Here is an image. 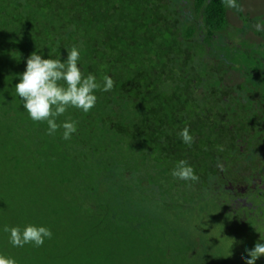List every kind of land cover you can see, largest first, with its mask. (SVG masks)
Wrapping results in <instances>:
<instances>
[{"label": "trees", "instance_id": "16d2710c", "mask_svg": "<svg viewBox=\"0 0 264 264\" xmlns=\"http://www.w3.org/2000/svg\"><path fill=\"white\" fill-rule=\"evenodd\" d=\"M228 11L221 0H0V108L25 121L0 114V156L20 192L0 185V254L17 264H244L245 249L264 242V197L250 186L264 184V31L257 16L226 34ZM73 46L82 74L114 87L96 92L90 112L57 118L77 122L64 140L29 118L15 85L32 53L63 61ZM228 69L242 83L227 84ZM185 127L191 146L178 136ZM181 159L197 182L171 176ZM240 184L254 206L232 213L230 185ZM45 192L47 216L19 227L53 237L16 252L5 219Z\"/></svg>", "mask_w": 264, "mask_h": 264}, {"label": "clouds", "instance_id": "9594fccd", "mask_svg": "<svg viewBox=\"0 0 264 264\" xmlns=\"http://www.w3.org/2000/svg\"><path fill=\"white\" fill-rule=\"evenodd\" d=\"M229 9L239 10L238 0H221ZM257 32L264 31V21L256 23ZM114 87L113 79L103 76V83H99L94 74L83 75L81 71L80 50L73 46L67 50V58L63 61L57 58H42L32 53L26 60L25 71L19 76L15 85L16 95L22 101L23 109L34 122L46 123V133L55 135L62 129V139L70 140L77 133V122L65 119L57 123V118L63 116L69 109H76L82 113L90 112L97 103L96 92H110ZM180 142L191 146L193 136L187 127L178 133ZM221 151L223 148L221 147ZM219 166V165H218ZM171 176L178 181L197 182L199 176L187 160L176 162L171 170ZM3 231L8 234V241L13 247L22 248L25 245L41 247L46 240L53 237L50 228L43 225L28 224L19 226H4ZM264 241V239H261ZM264 256V242H256L251 249H245L241 256L244 264H256ZM0 264H17L13 257L0 254Z\"/></svg>", "mask_w": 264, "mask_h": 264}, {"label": "rangeland", "instance_id": "374dc122", "mask_svg": "<svg viewBox=\"0 0 264 264\" xmlns=\"http://www.w3.org/2000/svg\"><path fill=\"white\" fill-rule=\"evenodd\" d=\"M239 5H240V9L239 10H235V9H229L228 11V23H229V27L227 29L228 32H225L226 34L231 33L232 31H236L237 29L240 28H244V20L245 19H252L254 17H260L261 21H264V0H238ZM258 36L254 34V32H249L246 35V40L251 41V42H256L258 40ZM238 71L235 70H231L228 69V73L226 75H224L225 79H226V83L229 84L230 86L232 85H239L240 83H242V78L240 77V75L237 73ZM4 113H8L11 117H13L14 119L17 120V122L19 123V128H23L24 129V116L22 112H19L15 106L11 105L8 107H1L0 108V114H4ZM3 130V134L5 136V140H4V144L6 145L7 143V133H6V129L5 127L2 128ZM0 140H1V136H0ZM3 160L4 157L0 156V174L2 176V181L0 182V185L2 186L3 190H9L14 194H19L20 192L16 189L13 188L10 184V181L8 179V172H7V168L4 166L3 164ZM258 182L259 179H257ZM49 184V183H48ZM253 189L254 188H261L262 190V194L261 197H264V184H262L261 186H257L255 185V183L250 185ZM45 187V186H44ZM230 187L232 188V190L235 192V199L232 201V203L229 205V212L235 213L236 211H239L242 208H252L254 205L252 203H250V201L247 199L248 195V186H243V185H230ZM253 189H250L251 191H253ZM50 193H43L40 194L38 193L35 196V203L33 204L32 208H23L22 214L20 217H10V218H6L5 222L7 224V226L9 227H15V226H21L24 225L25 223H29V222H33V221H38L41 220V217L43 216H47L49 208H50V200L51 198H49ZM48 197V199H46ZM247 197V198H246ZM262 211H264V202L262 203ZM256 209L260 210V207H256ZM264 215V213H263ZM4 221V220H3ZM230 223L233 224H237L239 225V222L235 220H232ZM229 225H232L230 224ZM241 225H244L245 221H244V217L243 219L240 221ZM224 223L219 222L216 224V226H223ZM234 228V226H230V227H226V230L230 232V230H228V228ZM258 226H255V229H257ZM216 231V230H215ZM239 232H242L241 230H238ZM238 231L235 232L236 236L240 237L238 239V244H242L243 239H242V234H240ZM218 232V231H216ZM263 233V232H262ZM239 234V235H238ZM259 238V235H257V239ZM237 239V238H236ZM233 241L231 240L230 244L232 245ZM226 244H229L226 242ZM16 250V252L19 251L18 247L14 248ZM261 261H264V256L261 258ZM258 264L260 263V261L257 262ZM264 264V263H263Z\"/></svg>", "mask_w": 264, "mask_h": 264}, {"label": "flooded vegetation", "instance_id": "af4514ba", "mask_svg": "<svg viewBox=\"0 0 264 264\" xmlns=\"http://www.w3.org/2000/svg\"><path fill=\"white\" fill-rule=\"evenodd\" d=\"M263 203V202H262Z\"/></svg>", "mask_w": 264, "mask_h": 264}]
</instances>
